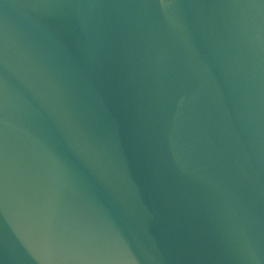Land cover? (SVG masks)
Segmentation results:
<instances>
[{
    "label": "water",
    "instance_id": "water-1",
    "mask_svg": "<svg viewBox=\"0 0 264 264\" xmlns=\"http://www.w3.org/2000/svg\"><path fill=\"white\" fill-rule=\"evenodd\" d=\"M0 264H264V0H0Z\"/></svg>",
    "mask_w": 264,
    "mask_h": 264
}]
</instances>
